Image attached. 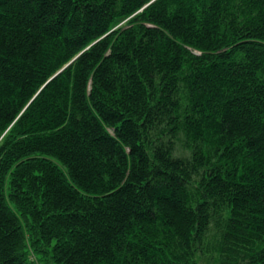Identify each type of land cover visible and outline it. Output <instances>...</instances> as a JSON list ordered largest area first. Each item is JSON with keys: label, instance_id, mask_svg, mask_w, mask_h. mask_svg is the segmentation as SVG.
I'll use <instances>...</instances> for the list:
<instances>
[{"label": "trees", "instance_id": "16d2710c", "mask_svg": "<svg viewBox=\"0 0 264 264\" xmlns=\"http://www.w3.org/2000/svg\"><path fill=\"white\" fill-rule=\"evenodd\" d=\"M0 264H264V0H0Z\"/></svg>", "mask_w": 264, "mask_h": 264}]
</instances>
